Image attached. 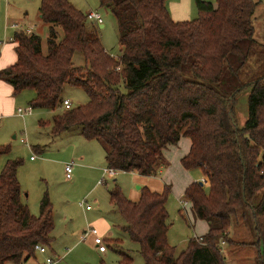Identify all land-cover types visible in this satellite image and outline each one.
<instances>
[{
    "label": "trees",
    "instance_id": "1",
    "mask_svg": "<svg viewBox=\"0 0 264 264\" xmlns=\"http://www.w3.org/2000/svg\"><path fill=\"white\" fill-rule=\"evenodd\" d=\"M99 1L117 19L119 59L70 0H41L50 32L47 51L39 35L16 32L17 63L0 78L16 95L35 91L30 104L35 110L62 108L66 84L82 87L90 101L55 115L48 123L51 133L80 127L87 141L104 146L107 166L120 172L157 176L167 163L165 151L190 138L181 163L187 170L201 169L208 185L192 183L185 199L195 219L210 228L187 248L178 251L169 242V186L162 192L144 186L139 201L127 198L117 183L110 190L111 203L126 221L124 231L140 245L145 264H227L221 243L233 242L229 231L244 206L253 209L264 264V75L247 84L252 90L243 128L237 126L235 101L236 91L246 85L230 94L219 89L231 59L243 65L248 58L259 2L195 0L199 17L176 22L168 0ZM77 52L85 66L74 64ZM10 152V146H0V159ZM22 165L20 159L9 160L0 172V264H27L36 257V246L54 242L52 202L45 193L40 214H32L22 199ZM260 190L262 200L254 206ZM121 255L119 264L133 262Z\"/></svg>",
    "mask_w": 264,
    "mask_h": 264
},
{
    "label": "rangeland",
    "instance_id": "2",
    "mask_svg": "<svg viewBox=\"0 0 264 264\" xmlns=\"http://www.w3.org/2000/svg\"><path fill=\"white\" fill-rule=\"evenodd\" d=\"M15 1L18 5L17 0H0V28L3 31L0 34V41L4 39L8 23L11 24L16 17L10 15L8 19L9 4L12 13L25 17V10H21L19 5L17 9H14ZM205 1L215 2V0ZM256 1L259 3L253 20L254 35L251 45L247 46L248 50H245L248 53V58L243 65L240 64L238 58L231 59L226 67L222 87L219 88L222 92L230 94L237 85H246L236 91L235 109L237 126L240 128L245 126L249 117V98L252 87L247 84L264 75V0ZM39 3L40 0H32L28 5L31 11V16L28 19L30 25L36 23V26H38L34 27L33 34H37L42 38V49L46 52L50 32L47 23L39 22ZM74 5L84 13L98 11L102 15L104 28H100L97 24L95 28H97L107 52L114 58L119 59L122 54L120 32L117 19L112 11L108 7L102 6L99 0H74ZM184 7L191 8L189 20L199 17L195 0H190V3L188 0H168V8L172 14H175L177 9ZM28 19L26 22H28ZM91 22L88 20L89 27L93 26ZM12 33L13 31H10L8 36L11 37ZM74 64L76 66L86 65V60L81 52L75 54ZM234 94L235 92L232 93V95ZM35 97L36 93L33 90H25L20 93L18 95L19 108L28 107ZM62 97L69 99L72 107L83 106L90 101L88 93L82 87L70 84H66L64 87ZM63 109H65L64 106L55 111L35 110L34 116L26 119L14 116L12 119L0 120V146L11 147V152L0 159V172L9 160H22L23 165L18 170V178L23 190V202L29 206L32 214L36 216L40 214V204L45 193H48L53 205L56 227L53 233L54 242L51 247L46 248V254L37 252L36 257L30 259L27 264H47L48 259H60L61 261L56 264H119L122 260L120 253L129 255L133 259L131 264H145L140 245L132 241L128 233L123 232L122 242L115 244L112 241H115L118 237V231L113 229L109 234L110 238H107L108 252L105 254L99 252L94 237L80 242V237L82 238L85 231L99 226L98 219L103 218L105 213L115 208L112 207L110 201V190L115 183L120 186L125 196L131 200L138 194H142L139 187L141 185L136 183L135 177L130 174L131 172H119L116 180L108 178L106 184H100L101 176L97 181L98 183H94L93 176L81 169L77 164L78 162H75V156L80 155L83 151L88 156H92V159L83 162L87 166L92 165L91 167H95L100 163L105 164L106 151L104 146L98 141H86L84 139L81 142L74 141L77 144L76 146L67 145L68 143L51 142L50 127L47 129V154L42 155L28 147L37 145L39 121L41 119H44L42 121H51ZM4 127H6V130L2 131ZM75 129L80 130L81 128L76 127ZM14 135H17L18 138L14 139ZM22 139L28 140L24 143ZM32 155H35L37 161L32 162L30 160ZM72 162H74L72 178L68 179L65 167ZM171 162L168 167V177L165 178L164 172L159 174V177L163 180L160 179L162 181L159 184L160 189L156 191L162 192L166 186L171 189L167 204L169 223L171 224L168 237L170 244L181 251L187 248L190 239L205 235L207 231V223L196 220L191 206L183 204L186 200L183 192L185 181L201 178L202 170L199 168L190 171L183 169L176 157ZM103 167L107 168V166ZM95 185L97 188L93 190ZM262 197L263 190H260L253 201V205H259ZM87 206H90L93 211H87ZM124 223L126 224L125 220ZM101 236L106 240V236L102 234ZM229 237L233 242L221 246L222 249H227V252H223L226 263L261 264L259 256L263 252V248L257 245V232L251 206H244L234 218ZM241 243H247L248 245L242 247Z\"/></svg>",
    "mask_w": 264,
    "mask_h": 264
},
{
    "label": "crops",
    "instance_id": "3",
    "mask_svg": "<svg viewBox=\"0 0 264 264\" xmlns=\"http://www.w3.org/2000/svg\"><path fill=\"white\" fill-rule=\"evenodd\" d=\"M17 1H18L19 8L21 10H25V14H24L25 17L17 16L15 13H12L11 12V5L8 3L9 4L8 5V19H9L10 15L16 16V17L13 19L15 21H13L11 24L8 23V25L6 27V32L4 34V39L1 40V42H3V43L0 45V73L3 70H5L6 68L16 64L17 60H18V55L16 52L17 44L15 42V37H14L15 33L18 31L16 29H14L12 27V25L19 24L20 26L32 27L33 29H34V27L35 28L38 27V26H36V23L34 24L35 26L30 25V22L28 19L31 16V11H30L28 5H30L32 0H17ZM70 1L74 4V0H70ZM188 2L190 3V0H188ZM15 4H16V1H15ZM18 5L16 4L14 9H17ZM189 7H190V4H189ZM24 8H26V9H24ZM40 8H41V0L39 3V9H38V11H39L38 19H39V22H42L43 20H42V13H41ZM187 9H188V11H187ZM89 12H87L85 14H88ZM171 15H172V18L174 19V21H176V22L189 21V18L191 16V8H187V7L185 8L184 7V8L177 9L175 11V14L171 13ZM27 19H28V22H26ZM23 21H25V23H23ZM91 23L95 24L94 22H91ZM99 26H100V28H104V24H101ZM10 31H13L11 37L8 36ZM1 33H3V31L0 28V34ZM19 104H20V100L18 98V95L15 94L13 85L8 83L6 80H3L2 78H0V120L12 119L14 116L21 117L23 119L34 116V113L32 115H27L26 117H22V116L18 115ZM42 111H44V110H42ZM42 120H44V119H41V121H39V125H38L39 130H38V134H37V138H36L37 145L34 147H32V146H28V147L32 148L34 151H37L43 155V154L48 153L47 152V150H48V130L47 129H48V127H50V129H51V125H48V123L51 122L52 120L51 121H49V120L42 121ZM42 129H46V130H42ZM5 130H6V127H4L2 129V131H5ZM17 138H18V136L14 135V139H17ZM50 138H51V140H50L51 142L60 143V144L68 143L67 145H73V146L77 145L76 142H74L76 140L79 142H81L82 139L86 140L82 134V130L81 129L76 130L75 128H72V129H70V130H68V131H66V132H64L58 136H55L50 132ZM187 139H189V140H187ZM191 146H192V142H191L190 138H187V137H182V139L180 140V142L177 145L170 146L165 151V158H166V162L168 164L166 163V164L162 165V167L160 168L159 174H162L164 172L165 178L168 177V173H169L168 167L172 163L171 160H174L175 157H176L179 165L183 169H185L183 167L181 161L190 152ZM87 159H92V156H90V155L88 156L83 151L81 152L80 155L75 156V162L76 163L78 162L77 164L81 169L87 171L88 174H91L93 176V180L95 183V182L99 181V179L101 178V176L103 174V170L105 169L103 166H107L106 157H105V164L100 163L98 165H95V167H91L92 165L87 166L86 164H84L83 162L86 161ZM30 160L32 162L37 161V159L35 158V155H32L30 157ZM82 164H84V165H82ZM65 172H66V167H65ZM130 174H132L135 177L136 183L140 184L141 188L146 186V187H148L154 191L160 189L159 184L162 182V181H160V179L161 180H163V179L159 177V174L157 176H141L136 172H131ZM66 176H67V172H66ZM116 177H114L113 179L116 180ZM198 179L186 180L183 192L185 193L188 186L194 182H198V183L204 182L203 187H207L208 179L204 175L203 171H202V177L198 178ZM165 184H166V182H165ZM96 185L94 186L93 190H95L97 188ZM156 186H158V187H156ZM140 195L141 194H138L135 198H133V201H138L141 197ZM111 205H112V207L114 206L112 203H111ZM87 211L92 212L93 209L91 208L90 210H87ZM98 220H99V226H97L99 228L98 230H99L100 234H102L103 236H106V240H105L106 242L108 241L107 238L110 236L109 234H110V232L113 231V229H116L118 231V237L115 239V241H112L111 239L110 240L115 244L122 242V240H123L122 239L123 238L122 233L125 232L124 231L125 223H124L122 216L117 212L116 208H112V210L105 213V216H103V218H99ZM199 221H203V220H199ZM203 222H206V221H203ZM209 228H210L209 224L207 223V231L205 234H207L209 232ZM202 236H204V235H202ZM202 236H200V237H202ZM91 237H94V236L90 235L87 237V239H89ZM196 237L198 238V236H196ZM81 240H83V239L80 237V242H81ZM227 244L228 243L223 244V242H222L221 246L222 245L225 246ZM241 244H242V247L248 245L247 243H241ZM98 250H99V248H98ZM222 251L227 252V249L223 248ZM99 252L101 254H105L108 251L102 252L99 250ZM120 254H122V253H120ZM121 257H122V255H121Z\"/></svg>",
    "mask_w": 264,
    "mask_h": 264
},
{
    "label": "built area",
    "instance_id": "4",
    "mask_svg": "<svg viewBox=\"0 0 264 264\" xmlns=\"http://www.w3.org/2000/svg\"><path fill=\"white\" fill-rule=\"evenodd\" d=\"M87 18L88 20L94 22L95 24L97 25H101V24H104V20H103V17L102 15L98 12V11H91L87 14ZM12 27L14 29H16L18 32H24L26 33L27 35H32L33 34V28L32 27H25V26H20L18 24H14L12 25ZM3 42L0 41V45L2 44ZM64 107L66 109H70L72 107V103L70 100L66 99L64 101ZM35 109L32 105H29L28 107H25V108H19L18 109V115L22 116V117H26L27 115H32L34 113ZM23 142H26L27 139H22ZM73 163H69L66 165V172H67V177L68 179H71L72 178V171H73ZM120 171L114 169V168H110V167H107L103 170V175H102V178L100 180V184H106L107 182V179H112L114 177H116L118 175ZM183 204L185 206H189V201L186 199ZM91 207L90 206H87V210H90ZM94 236L95 238V243L97 245V247L99 248L100 251L102 252H105L107 251V245H106V241L105 239L101 236L98 228H89V230H87L83 236H82V239L83 240H86L88 236ZM200 240H202V238H200ZM223 244H225V242H223ZM47 247L45 246H42V245H38L36 246V250L37 252H40L42 254H46L47 253ZM61 260L60 259H57V260H54V259H48L47 260V264H56L58 262H60Z\"/></svg>",
    "mask_w": 264,
    "mask_h": 264
},
{
    "label": "water",
    "instance_id": "5",
    "mask_svg": "<svg viewBox=\"0 0 264 264\" xmlns=\"http://www.w3.org/2000/svg\"><path fill=\"white\" fill-rule=\"evenodd\" d=\"M200 184H201V186H204V182H200ZM140 187V189H141V186H139Z\"/></svg>",
    "mask_w": 264,
    "mask_h": 264
}]
</instances>
